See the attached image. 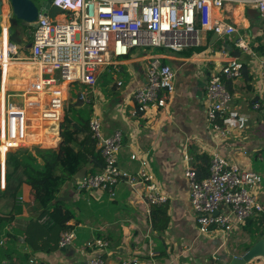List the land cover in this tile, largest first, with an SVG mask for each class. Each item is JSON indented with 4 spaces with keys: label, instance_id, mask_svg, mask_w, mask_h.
<instances>
[{
    "label": "crops",
    "instance_id": "crops-1",
    "mask_svg": "<svg viewBox=\"0 0 264 264\" xmlns=\"http://www.w3.org/2000/svg\"><path fill=\"white\" fill-rule=\"evenodd\" d=\"M6 2L0 49H10L12 59L0 66V131L3 104L8 99L22 102L17 93L28 88L36 76L29 61L35 26L15 17ZM249 11L256 15L249 17ZM222 14L236 26V33L215 39V33L204 30L200 45L180 52L134 48L130 55L113 58L112 63L102 66L94 86L73 83L64 92V117L68 113L74 126L83 128L78 121L79 112L86 117L91 112V116L101 118L104 136L116 130L123 132V147L118 155L122 169L139 170L140 162L131 158L132 152L149 156L156 181L169 196L159 207L162 211H157L161 228H154L153 205L149 206L145 194L137 195L125 182L117 185L114 196L104 190L81 189L78 179L85 174L81 172L63 185L57 197L73 213L68 224L76 233L73 243L63 249L62 230L52 232L47 228L48 214L40 216L44 208L33 200L23 167H16L18 159L27 161L23 149L57 148L62 141L59 132L53 135L51 147L18 148L4 156L0 154V217L12 216L0 220V264H80L94 256H101L105 264H120L133 255L138 256L140 264H230L233 256L243 254L264 238H253L245 224L230 235L227 246L222 244L220 234H203L197 225L189 180L184 174L188 163L196 169L214 151L239 161L245 168L264 172V85L259 63L264 57V19L255 8L240 4H227ZM239 37L252 53L236 46ZM234 49L240 51L239 58L247 68L240 78L226 80L233 96L227 119L230 125L237 121L239 127L232 136L218 143L207 117L206 87L211 73L221 69L230 57H238L232 54ZM155 56L174 69V93L167 108L134 113V93L146 83L147 66ZM4 82L7 93L2 91ZM87 126L91 141L89 123ZM99 153L103 164L101 150ZM166 221L168 224L163 228ZM241 232L245 235L236 237ZM96 238L107 241L108 245L88 246ZM235 239L240 241L237 247L231 244ZM248 264H264V256Z\"/></svg>",
    "mask_w": 264,
    "mask_h": 264
},
{
    "label": "built area",
    "instance_id": "built-area-1",
    "mask_svg": "<svg viewBox=\"0 0 264 264\" xmlns=\"http://www.w3.org/2000/svg\"><path fill=\"white\" fill-rule=\"evenodd\" d=\"M227 4L251 6L264 19V0H52V5L61 11L54 17L40 12L35 26L29 61L36 76L28 88L17 93L22 102L8 99L3 104L0 154L4 156L18 148L53 146V135L59 134L64 119L66 87L76 82L94 86L100 68L112 63L113 58L128 56L138 47L180 52L200 45L204 30L220 37L236 33V26L222 14ZM235 44L243 52L252 53L242 37ZM11 59V50L1 48L0 66ZM259 63L264 85V57ZM243 70L241 58L230 57L209 76L206 112L218 143L239 127L237 121L230 125L227 119L233 96L226 80L240 78ZM174 90L172 66L157 56L151 58L146 83L134 93V113L167 108ZM2 91H8L6 82ZM102 125L97 115L89 120V135L101 150L104 166L96 173L79 177L78 186L108 191L114 196L117 185L125 182L137 195L145 194L149 206L166 203L169 196L159 187L149 156L132 152L131 158L140 162L139 170L122 169L118 155L123 147V132L116 130L104 136ZM185 158L189 160L187 154ZM184 174L189 180L191 205L200 231L206 235L220 234L224 246L235 230L264 212V172L245 168L239 161L214 151L208 176L199 178L189 163ZM75 238L74 230H64L60 245L67 247ZM107 245L100 238L88 244L92 248ZM140 263L138 256L133 255L120 264ZM80 264H105V260L94 256Z\"/></svg>",
    "mask_w": 264,
    "mask_h": 264
},
{
    "label": "trees",
    "instance_id": "trees-1",
    "mask_svg": "<svg viewBox=\"0 0 264 264\" xmlns=\"http://www.w3.org/2000/svg\"><path fill=\"white\" fill-rule=\"evenodd\" d=\"M250 14L256 15L253 11H249L248 15ZM249 17L253 16L250 15ZM232 54L238 57L241 55L238 49H234ZM246 71L245 66L244 72ZM78 121L83 125V128L74 126L71 117L67 113L60 129L62 141L57 148L26 151L27 161L23 160L22 162L21 159H18L16 162V167H23L33 200L44 208L40 216L45 213L48 214L47 228L52 232L71 229L68 222L73 219V213L64 208L63 204L57 200L63 185L81 172L85 174L96 173L104 166V162L103 164L100 163L101 160L99 159L100 149L97 148L93 140H89L86 133L89 120L79 112ZM76 145H78L77 149L75 148ZM209 166L210 159L205 157L203 164L196 167L199 178L209 175ZM162 205H154L152 209L153 225L156 229L161 228L160 212L157 211H162L159 209ZM16 208L17 205L14 207L12 215L15 214ZM11 217H0V220ZM167 224L166 221L163 228ZM244 226L248 228V232L253 238L264 237V212L257 217L248 219ZM249 246V244L245 245L246 248H249Z\"/></svg>",
    "mask_w": 264,
    "mask_h": 264
},
{
    "label": "water",
    "instance_id": "water-1",
    "mask_svg": "<svg viewBox=\"0 0 264 264\" xmlns=\"http://www.w3.org/2000/svg\"><path fill=\"white\" fill-rule=\"evenodd\" d=\"M12 10V13L18 19L25 23L37 26V19L40 12L43 14H49L54 17L61 9L57 6L52 5V0H39L36 3L35 0H7ZM5 0H0V35L2 33V12ZM217 33L214 34V38H218ZM66 249V247H63ZM264 256V238L259 239L250 248L241 255L233 256L230 264H248L257 257Z\"/></svg>",
    "mask_w": 264,
    "mask_h": 264
},
{
    "label": "rangeland",
    "instance_id": "rangeland-1",
    "mask_svg": "<svg viewBox=\"0 0 264 264\" xmlns=\"http://www.w3.org/2000/svg\"><path fill=\"white\" fill-rule=\"evenodd\" d=\"M36 1V3H39V0H35ZM149 49H156V48H153V47H150ZM76 83H79V82H76ZM79 86V85H78ZM76 86H73L72 88H75ZM88 105H90L91 106V104H88ZM91 114V112H88L87 113V119L89 120L91 117H93L95 114H93V116H91L90 115ZM91 116V117H90ZM37 149H23V150H21V152L22 153H26V151H36ZM243 236V235H245V233L244 232H241V233H239L238 234V236H236V237H240V236ZM231 244L233 245V246H235V247H237V245L238 244H240V241H238L237 239H235V240H233L232 242H231Z\"/></svg>",
    "mask_w": 264,
    "mask_h": 264
}]
</instances>
